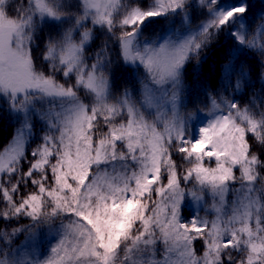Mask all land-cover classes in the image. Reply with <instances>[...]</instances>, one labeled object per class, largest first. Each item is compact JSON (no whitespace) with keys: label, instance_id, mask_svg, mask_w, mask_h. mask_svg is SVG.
I'll return each instance as SVG.
<instances>
[{"label":"snow or ice","instance_id":"6c2138e0","mask_svg":"<svg viewBox=\"0 0 264 264\" xmlns=\"http://www.w3.org/2000/svg\"><path fill=\"white\" fill-rule=\"evenodd\" d=\"M197 2L210 17L198 32L153 47L139 39L145 23L186 17L188 0H78L76 12L66 11L64 0H22L12 15L0 0V96L21 115L0 149V223L24 216L33 225L57 218L62 225L44 259L16 258L11 250L20 232L38 242L33 225L0 230V240L8 238L0 264H264V190L256 188L264 172V112L257 118L226 103L189 138L177 110L184 65L225 27L236 44L264 55V14L252 34L246 0ZM101 30L115 38L121 66H142L161 96L144 84L139 101L128 88L113 98L110 47L90 51ZM37 40L43 68L32 54ZM244 75L241 69L234 87ZM161 100L171 105L170 117L159 110ZM142 106L157 108L153 118ZM174 157L190 167L180 170ZM232 186L236 196L225 211ZM207 194L218 201L212 220L181 218L186 197L199 202Z\"/></svg>","mask_w":264,"mask_h":264},{"label":"trees","instance_id":"16d2710c","mask_svg":"<svg viewBox=\"0 0 264 264\" xmlns=\"http://www.w3.org/2000/svg\"><path fill=\"white\" fill-rule=\"evenodd\" d=\"M226 1H232L234 5L242 2V0ZM77 4L78 0H70L68 4L71 8L70 12H76L77 9L74 6ZM247 4L249 6L248 11L245 13V22L251 33H253L261 20V14L264 13V0H247ZM179 16L180 14L169 15L148 20L143 26V35H157L163 29L171 25L175 26ZM86 27H91V25L86 23ZM48 32L49 28L45 27L44 34L46 35ZM96 36L99 38H95ZM105 42L110 47L112 63L109 70L114 73L113 98L119 96L122 89L128 88L139 101L141 95H143V85L150 84L143 67L136 66L131 68V70H128L127 66L122 67V62L116 49L115 38L110 37L103 30L94 34V39L90 42V51H95L98 45ZM42 53V42L39 40L34 41L32 54L40 68L45 66V62L42 60ZM225 65H228L227 69ZM241 69H244L247 75L240 77L242 80L241 86L236 88L234 87V81L240 75ZM225 94L232 95L239 106H249L256 116L264 112V55H261L259 50H250L236 44L227 27L218 34L213 35L210 42L199 54L190 56L184 65L181 99L177 110L181 120L184 122L186 136L195 138L196 129L194 124L198 117L213 109L210 102L211 98L221 102ZM81 98L84 99L83 95ZM253 101L255 104L251 103ZM88 102L89 100L85 99V103ZM39 107L41 106L37 105V108ZM20 119L21 115L10 111L8 101L0 96V149L11 141ZM38 125L37 128L39 129ZM174 159H177L180 170L190 167L186 161L180 160L178 157H174ZM259 175L260 179L256 181L258 192L264 190V172L259 173ZM235 187L232 186L233 190L227 194L225 211H229L232 207V202L236 196ZM210 196V194L205 196L200 214L212 220L215 216V211L212 208ZM186 201L187 197L182 204L181 216H185L188 219L190 208L186 205ZM0 207H3L2 203H0ZM64 222L66 223L67 221L65 220ZM29 225H33L30 218L21 216L10 223H0V230L7 228V231L11 232L14 228H24ZM32 231L38 237V242L34 245L36 247L35 254L40 255L39 252H45L59 238L62 231L61 220L57 218L48 223L35 224ZM31 239L29 232H20L14 238H11L10 246L13 255H17L20 249H25L26 241H32L33 243V239ZM7 240V237L5 240H0V247H5ZM157 249L156 258H160L162 246L158 244ZM236 255L238 256L239 254Z\"/></svg>","mask_w":264,"mask_h":264},{"label":"rangeland","instance_id":"374dc122","mask_svg":"<svg viewBox=\"0 0 264 264\" xmlns=\"http://www.w3.org/2000/svg\"><path fill=\"white\" fill-rule=\"evenodd\" d=\"M16 1L18 3L22 2V0H8L10 10L18 4ZM64 2L66 5H68L70 0H69V2H68V0H64ZM188 2L191 5V7H189L187 9V16L185 17V15L183 13H181L179 16L178 22L176 23L175 26L171 25L170 27L163 29L157 35H150V34L143 35L144 32L142 31V35L140 36L139 39L143 42H146V43L152 45L153 47H157L161 44H166V43H178V42L182 41L183 39H185L191 35H195L198 32L200 25L203 22H205L207 19H209L210 17H208V15H207V9L202 8L200 6V4L197 2V0H188ZM149 3H150V0H149ZM246 3H247V0H246ZM226 4H233L234 5V3H232V1L218 0V6H223ZM237 5H239V4H237ZM70 9H71L70 7H67L65 10L70 12ZM9 14L12 15L13 14L12 11H10ZM262 14H264V13H262ZM193 19H195V20H193ZM260 23H261V20L258 23V25ZM245 24H246V22H245ZM252 34H255V31ZM249 38H251V36ZM260 39H262V37L257 36L258 42ZM149 87H153V90H154L156 96H158V97L161 96L160 91H158L153 85L149 84ZM167 87H170V86H167ZM142 96L143 95H141L140 99H142ZM231 102H235L232 95L225 94V95H223L221 102L217 101V103L220 105L219 108L213 107V109H211L210 111L200 115L194 124L195 129H196L195 137L198 136V130L200 127L205 126L207 121L210 120L214 114H220L221 112H223L226 108V103H231ZM157 103L159 105V110L161 112L166 113L170 117L171 116V111H170L171 105L165 104L162 100L158 101ZM251 103L255 104L254 101ZM240 107L242 109L248 108L254 114V112L251 110V108L249 106L244 105V106H240ZM142 110L145 111L146 115H148L149 119H151L156 114L157 108L156 107L149 108L147 106H142ZM257 118H259V116H257ZM36 142L37 143L39 142L38 138L36 139ZM31 146L34 147V144ZM205 163H206V166H212V167L215 166L214 163H209L208 161H205ZM203 201H204V199L202 201H199V202H194L190 197H187V201L185 203L190 208V213H189L188 219H190V214H192V213H196L199 216L205 217V216L200 214V210H201ZM210 202L212 205L214 203H218V201L214 200L212 198V196H210ZM181 218L187 219V217H185V216H181ZM35 243H36L35 241H33V243H32V241H26L25 249H20V252L17 255H14V257H16V258H26L27 257V258H33V259H44L48 255L49 248L45 252L44 251L39 252L41 256L37 255V254H35V252H36L35 251L36 247H34ZM201 244H202L201 241L195 242V248L197 250V254H200ZM236 254L237 253H234V255H236ZM173 258L174 259L176 258L175 254H173Z\"/></svg>","mask_w":264,"mask_h":264}]
</instances>
